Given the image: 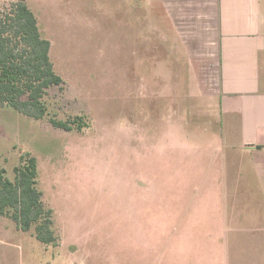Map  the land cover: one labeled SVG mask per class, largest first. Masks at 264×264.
<instances>
[{
	"label": "rangeland",
	"instance_id": "374dc122",
	"mask_svg": "<svg viewBox=\"0 0 264 264\" xmlns=\"http://www.w3.org/2000/svg\"><path fill=\"white\" fill-rule=\"evenodd\" d=\"M19 1L62 84L41 120L0 108V171L12 181L22 156L36 159L56 242L0 216V264H264L260 242L231 241L220 224L229 150L218 108L196 92L162 13L156 32L145 0H0V13Z\"/></svg>",
	"mask_w": 264,
	"mask_h": 264
},
{
	"label": "crops",
	"instance_id": "0c3cea01",
	"mask_svg": "<svg viewBox=\"0 0 264 264\" xmlns=\"http://www.w3.org/2000/svg\"><path fill=\"white\" fill-rule=\"evenodd\" d=\"M145 1L150 32L158 9L196 92L217 105L229 150L228 183L214 190L220 224L227 219L231 241L260 242L264 256V0Z\"/></svg>",
	"mask_w": 264,
	"mask_h": 264
},
{
	"label": "trees",
	"instance_id": "16d2710c",
	"mask_svg": "<svg viewBox=\"0 0 264 264\" xmlns=\"http://www.w3.org/2000/svg\"><path fill=\"white\" fill-rule=\"evenodd\" d=\"M50 42L38 20L23 1L10 3L0 13V108H10L34 120L47 113L45 97L50 87L62 84L50 60ZM50 124L66 132L73 123L51 118ZM11 181L0 171V216H9L23 232L35 226V239L54 244L53 212L45 207L38 189L37 162L20 158Z\"/></svg>",
	"mask_w": 264,
	"mask_h": 264
}]
</instances>
